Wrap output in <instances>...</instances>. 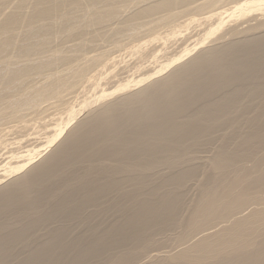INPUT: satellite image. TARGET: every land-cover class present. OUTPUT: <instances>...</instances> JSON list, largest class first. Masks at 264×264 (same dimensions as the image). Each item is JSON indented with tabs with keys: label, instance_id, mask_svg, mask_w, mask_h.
<instances>
[{
	"label": "bare ground",
	"instance_id": "6f19581e",
	"mask_svg": "<svg viewBox=\"0 0 264 264\" xmlns=\"http://www.w3.org/2000/svg\"><path fill=\"white\" fill-rule=\"evenodd\" d=\"M0 264H264V0H0Z\"/></svg>",
	"mask_w": 264,
	"mask_h": 264
}]
</instances>
